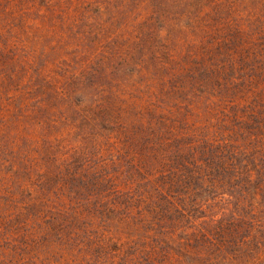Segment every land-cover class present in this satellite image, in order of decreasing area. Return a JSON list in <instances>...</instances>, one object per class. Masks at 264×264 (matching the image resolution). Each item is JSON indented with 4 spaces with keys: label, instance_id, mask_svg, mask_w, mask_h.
<instances>
[{
    "label": "rangeland",
    "instance_id": "rangeland-1",
    "mask_svg": "<svg viewBox=\"0 0 264 264\" xmlns=\"http://www.w3.org/2000/svg\"><path fill=\"white\" fill-rule=\"evenodd\" d=\"M0 264H264V0H0Z\"/></svg>",
    "mask_w": 264,
    "mask_h": 264
},
{
    "label": "trees",
    "instance_id": "trees-1",
    "mask_svg": "<svg viewBox=\"0 0 264 264\" xmlns=\"http://www.w3.org/2000/svg\"><path fill=\"white\" fill-rule=\"evenodd\" d=\"M236 155V154H235Z\"/></svg>",
    "mask_w": 264,
    "mask_h": 264
}]
</instances>
